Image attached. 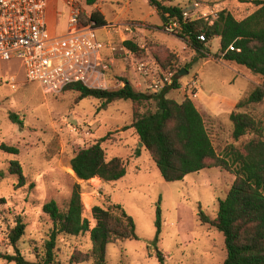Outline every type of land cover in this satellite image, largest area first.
Returning a JSON list of instances; mask_svg holds the SVG:
<instances>
[{
    "label": "rangeland",
    "instance_id": "obj_1",
    "mask_svg": "<svg viewBox=\"0 0 264 264\" xmlns=\"http://www.w3.org/2000/svg\"><path fill=\"white\" fill-rule=\"evenodd\" d=\"M163 1L184 5L190 0ZM207 1L228 9L229 0ZM78 4L87 16L99 7L107 23L117 25L109 34L99 30L101 39H109L116 45L132 39L144 49L141 57L149 61L156 59L159 64L157 56L174 53L181 87L172 89L169 97L177 101L190 97L198 108V96H192L191 92L196 91L192 88V79L198 80L200 75L203 87L211 95V107L222 108L229 114L234 101L253 87L246 76L253 78L254 75L246 66L215 58L220 52L218 37L205 43L206 50L196 51L180 35L166 31L162 15L148 0H78ZM251 9L242 17L251 13ZM60 10L56 33L65 30L68 19V8L62 0ZM130 23L136 25L127 30L126 24ZM207 47L210 55L206 54ZM203 54L207 56L202 57ZM124 68L119 63L115 72L124 73ZM186 68L189 72L181 75ZM116 83L117 79H113L109 87H121ZM76 97L73 91L45 94L37 84L27 82L24 63L17 57L0 61V144L20 149L17 155L0 149V171L5 173L0 178V198L6 199L5 203H0V252L13 253L8 234L20 214L27 224L20 248L27 259L35 260L33 242L40 245L52 225L43 212V205L55 200L62 208L66 207L74 187L79 185L83 216L89 219L91 228L96 224L92 217L95 205L109 207L119 203L136 222L138 239L109 244L107 264H223L227 257L225 237L215 227L202 223L198 213L201 205L207 215L216 217L219 202L226 197L234 176L222 168H211L168 182L149 152L139 146L135 129L129 127L133 119L131 100H119L107 110L97 111V101L86 98L76 103ZM262 104L248 110L256 116H264V102ZM147 106L154 108V102ZM11 113L17 114L22 124L13 122ZM202 114L219 153L228 144L241 145L250 137L246 135L235 141L233 125L226 114L217 119ZM103 137L107 158L121 157L127 165V175L116 182L79 179L71 167L72 157L79 149ZM13 159L21 162L27 177L23 187H17V176L9 173ZM158 207L162 222L160 234L156 226ZM58 247L62 263L69 264L73 252L91 249L90 234L62 236ZM157 251H162L164 263L158 260ZM0 264L16 263L0 257Z\"/></svg>",
    "mask_w": 264,
    "mask_h": 264
},
{
    "label": "trees",
    "instance_id": "obj_2",
    "mask_svg": "<svg viewBox=\"0 0 264 264\" xmlns=\"http://www.w3.org/2000/svg\"><path fill=\"white\" fill-rule=\"evenodd\" d=\"M148 1L166 17H163L164 23L169 17H180L182 14L183 5H171L163 0ZM241 2H252L256 8L245 18H237L233 11L225 8L214 24L209 25L202 20L189 22L183 25L180 34L198 52L206 50L205 43L219 37L220 52L215 58L246 66L259 77V85L237 102L229 116L235 141L250 135L241 145L232 143L222 153L217 151L206 120L195 102L190 97L177 101L168 96L172 89L181 87L178 78L159 93H145L131 83L128 74L120 76L115 72L117 65L108 62L106 76L109 83L119 79L125 81L124 86L104 89L76 82L66 86L62 92H76V103L86 98L97 101V111L107 110L119 100H131L133 119L129 127L135 129L162 177L168 182L183 180L191 173L211 168H222L232 174L234 181L226 197L220 200L216 217L211 218L200 205L199 220L224 235L227 257L223 264H264V116H256L248 110L264 101V0ZM83 19L86 23L95 22L98 28L108 24L98 10L89 17L83 13ZM200 34L205 35L206 41L198 39ZM121 44L143 58L144 49L132 39ZM231 45L235 50L229 49ZM156 58L164 69L178 72V59L174 53L168 52L165 57ZM151 101L154 108L147 106ZM10 118L22 124L17 114L11 113ZM104 140L105 137L79 149L72 157L71 167L79 179L97 178L103 182H116L127 175V165L121 157L107 158L102 146ZM0 149L13 155L20 152L17 146L6 143H1ZM9 173L17 176V187L26 185L27 177L19 160L10 161ZM4 175L0 171V178ZM5 202V198H0V203ZM83 211L79 185L74 187L66 207L62 208L55 200L43 205V212L49 216L52 225L40 245L37 241L33 242L35 260L27 259L20 248L27 224L22 215H17L16 225L8 234L13 253L0 252V257L16 264H63L58 251L60 237L88 232L91 249L73 252L69 264H107L109 244L138 239L136 222L123 205L93 206L92 217L96 221L93 228L89 219L83 216ZM157 213L156 226L160 234V207ZM156 256L164 263L162 251H157Z\"/></svg>",
    "mask_w": 264,
    "mask_h": 264
},
{
    "label": "built area",
    "instance_id": "obj_3",
    "mask_svg": "<svg viewBox=\"0 0 264 264\" xmlns=\"http://www.w3.org/2000/svg\"><path fill=\"white\" fill-rule=\"evenodd\" d=\"M63 1L68 8V19L65 30L56 33L48 24L49 0H0V61L21 59L27 82L37 84L45 94L61 93L76 82L110 88L106 76L108 62L122 63L131 83L145 93H159L175 83L176 72L165 70L155 60L140 58L123 44L101 39L98 31L104 29L109 34L111 29L117 28L116 24L95 27V22L84 21L78 0ZM222 10L217 2L190 0L183 5L180 17L167 19L165 29L180 35L183 25L189 22L202 20L212 25ZM135 25L126 24V28L131 30ZM198 39L206 41L204 34ZM229 49L235 50L234 45ZM126 71L119 75H125ZM198 84V80L192 79V88L196 90L191 92L194 97L198 96ZM116 85L122 87L125 81L117 79Z\"/></svg>",
    "mask_w": 264,
    "mask_h": 264
},
{
    "label": "crops",
    "instance_id": "obj_4",
    "mask_svg": "<svg viewBox=\"0 0 264 264\" xmlns=\"http://www.w3.org/2000/svg\"><path fill=\"white\" fill-rule=\"evenodd\" d=\"M63 1V0H62ZM64 2V1H63ZM227 4H228V9H230L231 11H233V13L235 14V16L237 17V18H245V16L244 17H242L243 16V14L245 13V12H247L248 10H250L251 8V10H252V12L255 10V8H256V6L252 3V2H241V0H229V1H227ZM242 4H246V5H242ZM155 8V7H154ZM156 9V8H155ZM98 11H100L103 15H104V13L101 11V9L98 7ZM62 14V12H61V10H60V0H49V7H48V24H49V28H50V30L52 31V32H55V30H56V27H57V25H58V22L60 21V19H59V16ZM250 14V13H249ZM249 14H247V15H249ZM246 15V16H247ZM104 17H105V15H104ZM163 17V16H162ZM106 19V18H105ZM107 20V19H106ZM102 28V27H101ZM100 30H102L103 32H104V30L103 29H100ZM219 38V37H218ZM219 40H220V38H219ZM209 47V46H208ZM208 47H207V55H210V53H209V49H208ZM219 60H223V59H219ZM225 61V60H224ZM227 62V61H226ZM230 63V62H229ZM239 65V64H238ZM253 73V72H252ZM253 75H254V77L253 78H250L249 76H246V78L250 81V82H252V84H253V87L251 88V90L255 87V86H257V85H259V77L257 76V75H255L254 73H253ZM198 109L200 110V112L201 113H205L206 115H210V116H212V117H214V118H219V117H222L223 116V114H226V115H228V116H230V113L235 109V106H236V104H237V102L241 99V98H243L244 96H246V95H248L250 92H251V90H249L243 97H241V98H239V99H237V100H235L234 101V103H233V109L232 110H228V112H229V114H227L222 108H216V109H214V108H212L211 107V104H210V102H211V100L212 99H210L211 98V95H209V94H207V90L203 87V84H204V81H203V79L201 78V76L200 75H198ZM200 86H202V87H200ZM199 90H200V92H201V96H199ZM170 93H171V91L168 93V96L170 95ZM195 102V101H194ZM264 102V101H263ZM262 102V103H263ZM196 103V102H195ZM262 103H260L259 105H263ZM258 105V106H259ZM140 142V141H139ZM75 174V173H74ZM76 175V174H75ZM92 180H97V178H93Z\"/></svg>",
    "mask_w": 264,
    "mask_h": 264
},
{
    "label": "water",
    "instance_id": "obj_5",
    "mask_svg": "<svg viewBox=\"0 0 264 264\" xmlns=\"http://www.w3.org/2000/svg\"><path fill=\"white\" fill-rule=\"evenodd\" d=\"M163 17H165V16L163 15ZM165 19H166V17H165ZM188 72H189L188 70L183 69L180 74L182 75V74H185V73H188ZM139 146L140 147L144 146V143L142 141H140L139 142Z\"/></svg>",
    "mask_w": 264,
    "mask_h": 264
}]
</instances>
